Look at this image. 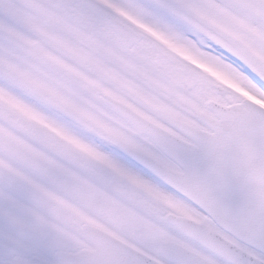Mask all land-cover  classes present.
Listing matches in <instances>:
<instances>
[{"label": "snow or ice", "instance_id": "6c2138e0", "mask_svg": "<svg viewBox=\"0 0 264 264\" xmlns=\"http://www.w3.org/2000/svg\"><path fill=\"white\" fill-rule=\"evenodd\" d=\"M0 264H264V0H0Z\"/></svg>", "mask_w": 264, "mask_h": 264}]
</instances>
